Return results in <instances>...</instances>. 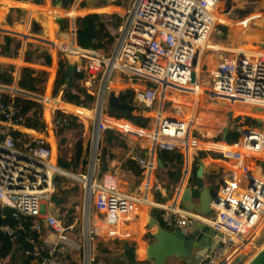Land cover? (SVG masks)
Returning <instances> with one entry per match:
<instances>
[{"label":"built area","instance_id":"built-area-1","mask_svg":"<svg viewBox=\"0 0 264 264\" xmlns=\"http://www.w3.org/2000/svg\"><path fill=\"white\" fill-rule=\"evenodd\" d=\"M83 1H75L70 17L75 19ZM103 1L118 7L127 3L124 8H117L121 22L108 53L80 48L75 25L70 41L52 43L59 53L76 64L75 74L85 75L81 82L95 96L94 160L98 158L102 133L113 127L121 129L117 126L120 120L106 108L109 95L117 94L114 89L117 77L133 84L132 102L136 108L153 110L161 100L155 115L156 127L150 133L155 150L182 148L189 153L200 147L199 140L192 135L196 105L190 117H186L182 103L173 104L172 93L191 97L207 95L233 107L230 112L236 113L235 130L239 137L231 144L216 146L230 168L225 184L219 186V201L212 203L215 218L183 208L180 188L171 204L162 205L161 215L165 228L179 229L185 234L202 231L200 226L208 227L218 237V242L202 257L200 264H230L253 246L254 232L264 219V172L258 174L252 167L253 159L264 157V130L253 126L257 114H244L235 109L241 105L256 111L260 108L262 110L256 113H264V47L234 49L230 55L222 57L212 71L204 72L203 54L220 48L214 44L211 48L207 46L211 34L218 25H230L227 20L234 16L232 13L226 17L216 16L220 0ZM257 19V16L238 18L235 24L248 28L251 24L257 25ZM196 56L200 62L194 66ZM193 71L197 73L195 83H192ZM50 102L51 99H45L46 104ZM165 104L171 106L168 113L164 111ZM24 127V116L17 101L0 97V206L35 217L30 231L40 233L46 227L58 235V244L47 245L45 254L35 240L31 241L32 248L25 253L33 256L34 264H63L61 257L65 247L74 248L75 244L69 240L66 227L57 216L43 213L45 199L55 190L53 176L63 170L52 163L53 151L46 136L27 133L23 140L16 137L15 133ZM129 157L143 171L145 181L141 191L146 197L153 188H162L159 183H150L156 168L152 160L138 150L131 151ZM80 179L99 216L96 232L129 234L123 223L133 220L139 202L147 201L146 197L122 191L115 173L105 172L93 181L85 175ZM244 179L247 186L242 185ZM16 230L9 223H0V233L11 239L16 238ZM89 232L95 234L93 229Z\"/></svg>","mask_w":264,"mask_h":264},{"label":"crops","instance_id":"crops-1","mask_svg":"<svg viewBox=\"0 0 264 264\" xmlns=\"http://www.w3.org/2000/svg\"><path fill=\"white\" fill-rule=\"evenodd\" d=\"M63 1L64 0H41L40 2H36L34 0H0V72L2 73L3 71L7 70L6 68L8 66H12V74L14 76V80L11 84H4L0 82V97L5 101L12 99L17 101L18 97H22L38 102V108L42 109L43 118L46 123L45 130L39 131L25 126L24 129H20L19 132L24 136V139L26 138L27 133H32L33 135H44L47 137L49 145L53 151V156L55 155V158L52 157V163L60 167L62 170L64 169L66 171L72 172V174H67L63 170V173L57 175V177H60L62 180L60 181L62 189L68 190L67 197L69 198V196L71 195L70 187L66 185V183H64V179L61 177L63 174H67L73 178L79 179L83 183V186H80V189H78L80 191V194H82L83 192L86 206L87 202L90 203L92 201L93 203V200H89L84 181L80 179L81 176L85 175L89 180L93 181L100 179V177L105 172L115 173L118 178V184L122 191L130 194L140 193L141 195L146 197V194L141 191V187L143 186L145 181L143 177V171L134 161L130 159L129 154L133 150H138L146 159L152 160L153 163H155L156 168L150 178V183H159L162 188H153L152 190H150L146 197L147 201L145 200L144 202H139V207L133 220L123 223L125 229H127L125 231L130 232L129 234L107 235L105 233H98L96 232L97 225L99 224L98 213L95 211V209H93V213H90L88 220L86 218V212L83 213L85 224L87 220L90 228L95 231V234L89 232V235L91 236V238H96L97 242L102 246V250L104 252L110 251L112 253V251L120 246L119 259L116 264L122 261H128L126 258L127 251L123 249V245L125 242L130 243V245H138V258L135 261H138V264H141L140 262H143L144 259H146V257L141 254V247L143 245L146 250L147 245H149L153 241L152 235L157 231V227L154 224V219L157 220L161 225H163L161 216L163 211L162 205H168L173 202L176 197V191L182 183L183 190L179 197L181 198V206L183 208H186L185 202L182 199V194L187 186H191L192 188L195 187V181H193V178L195 177L196 180V173L199 168L200 161L203 162L205 184L215 182L220 185L222 181H226L230 165L229 162H227L223 158L222 154L217 150L216 146L219 144H231L227 141V137L226 139L223 138V133L226 128H229L227 136L231 133L236 132L235 125L238 119L236 120L235 118L236 113H232L233 117L230 120L228 117L230 111L223 110V107H226L227 105L224 106L220 101L213 100L211 97L203 95L204 101L210 102L209 105L211 106L209 107V109L203 110L201 109V106L199 104V106H197V109L194 111L196 119H200L201 122L203 120L204 122H207L202 125L201 123H199L200 126H197V124L195 126L198 130H196V133L198 135L197 137L195 135V138L199 140L200 147L198 149L191 150L189 153L180 148V152L183 153V164L170 165L163 163V161L159 157V150L154 149V143L152 138L150 137V133L156 127L155 115L157 110H159L161 107V100L157 102L156 107L153 110H145L143 108L135 107L133 113L135 115L149 118V126L147 128H141L132 124L126 119H119L120 122L117 123V126L122 130H125V133L127 134L115 132L113 139H111L108 137L107 132L102 133L101 139L104 142V146L99 151L98 158L95 161L93 143V132L96 126L95 104L93 110H91L89 108L80 107L75 104L63 101V84L58 89L57 94H54L55 82L60 71V61L64 59L65 65V57L56 50L52 43L54 42L60 44L62 42L70 41V34L74 25L76 27L77 34V18L84 17L88 14L97 13L106 15L107 17V15L111 14L115 10L114 12L116 14V17L119 18V22H121L120 14L116 12L117 8L120 7L115 4L108 5L103 0H85L80 4L78 8V15L75 17V19H73L69 16V12L74 9L76 0H73V2L68 7L63 6ZM119 1L123 2L124 0ZM238 6L239 5H237V7L235 8H239ZM13 12L16 13V15H12ZM247 16H257L258 19L260 18L262 23L264 22V11H252V13ZM109 20L113 21V19ZM35 25L38 26V31H35ZM6 36L11 37L16 42H19L20 46L18 48H15L16 46L12 43L6 50ZM263 43L264 42L259 43L258 46L264 47L262 46ZM29 45H34L39 48V50L35 51L34 60H32V62H28L25 59V54L27 52V49L29 48ZM207 45L210 47V44ZM44 54L50 56L51 61L49 64L45 62L43 58ZM199 62L200 58L198 57V64ZM23 67H32L46 72L47 80L42 93H33L19 87L18 81L21 69ZM81 84L84 86L82 82ZM133 88L134 87L132 83L127 82L125 81V79L120 77L116 78L114 89L117 94H121L122 96L125 92L133 93ZM60 92L62 93L61 99L56 98L58 97V93ZM40 97H44L45 99L46 97H49L52 102L46 104L45 99L41 100ZM51 97L55 99L53 100ZM170 98L173 100V104L176 102L182 103L184 110L189 113L194 110V104L197 105V103H195V101L193 102L192 97L189 95L178 96V94L172 93L170 95ZM55 100L58 101V104L55 103ZM39 104H41V107H39ZM52 104L56 105L57 107L60 106L64 108V110H66L65 113L78 115L83 121L81 136L83 137L84 141V149L80 161L77 164L72 161L74 154L72 149L71 151H68L65 156L62 155V157L65 158L66 162L71 167L70 169H65L59 166V157L61 156V154L59 156L57 153L58 144L53 124L55 111L50 107ZM168 104L171 105V102H169ZM169 105L165 104L164 111L166 113L171 110V106ZM240 106H237L239 109H235H237L241 113L257 114L255 115L256 118L253 121V126L264 130V113H256L260 111L258 109L256 111V109L250 107V113H248V110L243 111V109H240ZM106 108H108V112L111 114L108 101ZM79 109H81V111ZM208 113L209 115H207ZM223 120L227 122H225V125L221 127V123H223ZM258 120H261V123H259ZM152 122H154V125L151 130H149L150 124ZM115 131L120 132L119 129H115ZM193 131L195 132V130L192 129V135L194 136ZM18 139H20V137H18ZM72 144L73 142H71L70 139L69 145L67 144L65 148L67 149L68 146H71ZM104 150L105 152H103ZM201 152L205 154L204 157H200ZM196 161L197 165L195 164ZM105 162H107L108 165L106 171H104ZM252 167L256 173H263L264 157L258 158V160L253 159ZM187 170L189 171L188 177L185 178V173ZM73 174H75L76 177ZM178 178L180 179L179 181ZM54 185V191H56L57 187L55 181ZM53 195L54 193L51 194L49 199H45L43 205V213L53 214L57 216L61 220L63 226L66 227L68 238L73 244H75V247L72 248L66 246L61 258L63 264H74V262H78V259H72V250L81 247L80 243L82 242L84 237L87 236L86 225L83 228L81 227V230L77 232L76 239L73 240L74 234L72 232L77 225L80 226L78 212L74 213L73 210L67 211V209H69L67 207L68 198L64 199L62 196H59L64 199L62 200L60 207L56 210H53ZM80 204L81 202L73 203L75 207ZM59 212L66 218L65 221L62 220L61 215H58ZM65 212L66 215L64 214ZM261 222L263 223V220ZM203 228L204 227H202V229ZM39 237L41 241L46 245L58 244L59 241L58 235L52 229L46 227L43 228V230L40 232ZM217 242L218 237L213 231L209 230L208 228V230H206V232L203 234V237L198 242L194 253L187 259L189 261L194 258L192 262H187L186 260L179 259L177 257H171L166 260V264H178L177 262H184L182 264H200L202 257L205 256V254L209 252L212 247L217 245ZM95 246H97L96 243ZM259 253L260 251L253 254L247 261L244 262V264H250L255 260ZM26 255H24L19 246L16 245L10 252L7 253L6 256L0 257V264H26ZM88 257L92 259L90 254H88ZM97 260H99V258ZM148 261L149 260L144 261L143 263L148 264ZM151 264H154V262H151Z\"/></svg>","mask_w":264,"mask_h":264},{"label":"trees","instance_id":"trees-1","mask_svg":"<svg viewBox=\"0 0 264 264\" xmlns=\"http://www.w3.org/2000/svg\"><path fill=\"white\" fill-rule=\"evenodd\" d=\"M36 2H40L41 0H34ZM252 1L263 2L264 0H250ZM73 0H64L63 6L68 7ZM248 3V4H249ZM252 7L240 9V17H245L252 13ZM117 18V17H116ZM120 19L110 21L107 19L106 15L102 14H88L84 17L77 18V44L81 48H93L97 49L103 53H108L111 50V47L114 42V29H117ZM221 29L227 30L226 26H220ZM35 31H38V26H34ZM14 44L18 48L20 46L19 42L14 41L11 37H5V47L6 50L9 48L11 44ZM39 50L38 47L34 45H29L27 52L25 54V59L28 62H32L34 60L35 51ZM45 50V49H44ZM43 58L47 64L50 63L51 58L49 55L44 54ZM64 59L60 61V71L55 82L54 94H57L58 89L64 82ZM6 68V67H5ZM6 71L0 72V82L4 84H11L14 80V76L12 74V66H8ZM83 73L75 74L74 81V91L68 90L63 93V101L75 104L80 107H85L92 109L95 104V96L90 94L87 89L81 84V80L84 78ZM46 72L43 70H38L32 67H23L21 69L18 85L20 88L25 89L27 91L33 93H42L45 85H46ZM132 92H125L121 98L122 103L118 107L117 118L118 119H126L132 124L141 127L147 128L150 123V119L135 115L133 110L135 106L132 102ZM17 103L20 107V112L24 116V124L26 127L33 128L39 131H44L46 127L45 120L43 118L42 109L38 108V102L32 99L18 97ZM81 111V109H79ZM53 124L55 128V135L58 140V149L59 152L65 149V146L69 143L70 137L69 133L71 131H76L75 133L78 136V139L74 141L72 146L73 159L72 161L77 164L83 154L84 149V141L82 135L83 129V121L78 115L68 114L60 109L55 111L53 117ZM119 133L118 131H115ZM16 137H20V139H24V136L20 132L15 133ZM115 135V133H114ZM114 135L111 137L113 139ZM118 135V134H117ZM109 137V135H108ZM238 133L234 132L227 136V141L230 143L235 142L238 139ZM110 138V137H109ZM105 152V150L103 151ZM159 157L163 161L164 164L170 165H181L183 164V153L180 152L179 149L174 151L167 150H159ZM204 153H200V157H204ZM197 165V161L195 162ZM59 165L65 169H70L71 167L66 162L65 158L61 156L59 157ZM61 178L57 177L56 182V191L54 193V197L62 196L64 199L68 196V190L62 189L61 187ZM195 181V177L193 178ZM63 199V200H64ZM36 220L35 217L22 215L17 213L14 209L1 207L0 206V223H9L13 227L17 228L16 230V238L11 239L9 236H6L0 233V257H4L10 252L13 247L16 245L19 246L20 250L24 255L25 252L32 248L31 240H35L43 250V254L46 252L47 245L41 241L39 234L34 231H30V226ZM26 264H34L33 256L26 255ZM118 264H138L136 261H122Z\"/></svg>","mask_w":264,"mask_h":264},{"label":"rangeland","instance_id":"rangeland-1","mask_svg":"<svg viewBox=\"0 0 264 264\" xmlns=\"http://www.w3.org/2000/svg\"><path fill=\"white\" fill-rule=\"evenodd\" d=\"M220 1H221V4H220L221 6L216 12V16H218V18H220L221 15H224L226 17V15H228L230 13H233L234 15L235 14L239 15V17H232L231 20H227L230 23V25L226 26L227 30L221 29L220 25H218L214 29L213 33L210 36V42L216 46L217 45L220 46V48L209 49V50H207L206 53L203 54V56L201 58V64H202V70L204 72L213 70L215 64L222 57L230 55L234 49H237L239 47H244L245 49L255 50L258 48L259 43L264 42V25H263L264 22L262 23L260 18L257 19V21H256L257 25L251 24L248 28H243V27L237 26L235 24V20H238V18H242V17H240V13H239L240 11H242L240 9H244L246 7L247 8L252 7L251 8L252 11L262 12V11H264V3L263 2L252 1L251 3H249L250 0H220ZM126 4H121L120 8L121 9L124 8ZM237 5H239L238 6L239 8H235V7H237ZM114 11L111 14L107 15V19H115V20L117 19ZM12 15H16V13L13 12ZM224 16H222V17H224ZM115 31H116V29H114L113 32H115ZM205 77H206V73H205ZM46 90H47V87H46ZM61 96H62V93L60 92V93H58V97H56V98L61 99ZM37 97H39V96H37ZM40 98H41V100L45 99L44 97H40ZM203 98H204V96H202V95L192 97V100L195 101V103H197L195 110L197 109V106H199V104L201 106V109H203V110L209 109V107L211 106V105H209L210 102L204 101ZM52 99L54 100L55 98H52ZM220 102L223 103L224 106L227 105L226 107H223L224 111H230L233 108V107H230L224 101H220ZM202 105H203V107H202ZM50 107L52 109H54V111H56V109L58 108V109H61V111L66 112V110H64V108H62L60 106L57 107L54 104H52ZM93 108H94V106H93ZM93 108L91 110H93ZM236 108H238V107L236 106ZM240 109H243V111L248 110V113H250L249 107L240 106ZM107 111H108V108H107ZM185 112L187 113L185 116L190 117L189 112H187V111H185ZM207 115H209V113ZM207 115H204V116H207ZM263 117H264V114H263ZM193 122H194L193 123V130H195V132L193 131L194 137H195V135L197 137L198 134L196 132L198 130L196 129L197 127H195L196 124H197V126H200L199 123H201V125H202V124L207 123V122H204V120L201 122L200 119H196L195 114L193 117ZM225 122H227V121L223 120L224 124L221 123V127L223 125H225ZM153 125H154V122H152L150 124L149 130H151ZM113 128L118 129L116 127H113ZM121 130L122 129H119V131H120L119 133L127 134V133H125L126 132L125 130H122V131ZM75 133H77V132L71 131L69 133V137L71 139V142H73V143H74V141H76L78 139V136ZM57 144H58V140H57ZM68 145H69V143H68ZM103 146H104V142L102 141V139H100V142H99L98 147H97L99 149L98 152L102 149ZM71 149H72V146H68V148L67 149L65 148L62 151V153H60L59 149H57L58 150L57 153L59 156H60V154L65 156L68 151H71ZM53 157L55 158V155ZM64 171L67 174L68 173L72 174V172H69L66 170H64ZM67 174H63L61 176L64 179V183H66V185H68L70 187L71 195L69 196V198L67 197L68 198L67 207L69 208V209H67V211L73 210L74 213L78 212V217H79V221H80L79 222L80 226L77 225L72 232L74 234L73 240L76 239L77 232L79 230H81V227L83 228L86 225V232H87V234H86L87 236H85L84 239L82 240V242L80 243L81 247L80 248L78 247L77 249L72 250L73 251L72 252L73 253L72 259H78L79 264H116L118 259H119L120 246L117 247L114 251H112V253L110 251L104 252L102 250V246L100 245V243L97 242L96 238L95 239L91 238V236L89 235V231L91 228H90L87 220H88V217L90 216V213H93V209H94L93 203H92V201L90 203L87 202V206H86V202L84 201L83 192H82V194H80V191H79V189H80L79 187L80 186L82 187L83 183L79 179L73 178ZM73 175H75V174H73ZM75 177H76V175H75ZM53 193H55V191ZM85 196H86V193H85ZM75 202H81V204L75 207L73 205V203H75ZM88 209H89V211H88ZM84 212H86V216H87L86 217L87 218L86 224H85V219L83 216ZM64 214L66 215V212ZM58 215H61L62 220L65 221L66 218L63 216V214H61L59 212ZM263 223H264V219H263ZM263 223L261 225H259L254 232V234L256 233V238L254 240L253 246L250 249H248V251L243 252L238 257H236V259L230 264H244V262L247 261L253 254H255L259 251H260L259 255L250 264H264V227H263L264 224ZM95 243L97 244V246H95ZM88 254L91 255L93 260L92 259L88 260V258H87ZM98 258H99V260H97ZM193 260H194V258L192 260H189V261L186 259L187 262H192ZM144 261H147V259H144ZM78 262H74V264H78ZM143 262H140V263L142 264ZM151 262L152 261H148V264L149 263L151 264ZM137 263H138V261H137ZM177 263L182 264L184 262H177Z\"/></svg>","mask_w":264,"mask_h":264},{"label":"water","instance_id":"water-1","mask_svg":"<svg viewBox=\"0 0 264 264\" xmlns=\"http://www.w3.org/2000/svg\"><path fill=\"white\" fill-rule=\"evenodd\" d=\"M234 17H239V15H234ZM264 46V43L262 44ZM198 56L193 60V65H198ZM75 69L76 64L70 62L65 58V65L63 67L64 74V83L62 85L63 91L72 90L74 91V81H75ZM197 73L196 71L192 72V83L196 82ZM55 103L58 104V101L55 100ZM122 103L121 94H115L112 92L108 97L109 110L114 117H117L118 107ZM41 107V104H39ZM261 111L262 109H258ZM229 119L233 117L232 112L228 114ZM261 123V120H258ZM111 138L114 133V128H109L106 131ZM229 128H226L223 133V138L226 139ZM108 168L107 162H105L106 171ZM57 178V174H54L53 180ZM177 179V178H176ZM180 179L178 178V181ZM184 182V181H183ZM221 184H225V181H222ZM247 180L242 181L243 186H247ZM218 183L205 184L204 182V167L203 162L200 161L199 168L196 173L195 187L187 186L182 194V199L185 202L186 208L195 214L215 218L216 214L212 209V203L219 201ZM180 191L183 189V183L180 185ZM62 197H54L53 210H56L60 207ZM90 200V197H89ZM154 224L157 227V231L152 235L153 241L146 247V259L154 262V264H166V260L171 257H177L179 259L186 260L188 259L195 251V248L203 237V233L208 230V227L200 226V230L192 231L189 234H185L179 229L170 230L161 225L157 220L154 219ZM123 249L127 251V260L135 261L138 258V245H130V243L125 242Z\"/></svg>","mask_w":264,"mask_h":264},{"label":"bare ground","instance_id":"bare-ground-1","mask_svg":"<svg viewBox=\"0 0 264 264\" xmlns=\"http://www.w3.org/2000/svg\"><path fill=\"white\" fill-rule=\"evenodd\" d=\"M209 42V43H208ZM207 42V44H210V48L213 46L212 45V43L210 42V41H208ZM208 46V45H207ZM198 62V61H197ZM64 172V171H63ZM262 224V222L260 221V223H259V225H261ZM141 249H142V252H141V254L143 255V256H145L146 255V250H145V248H144V246L142 245V247H141Z\"/></svg>","mask_w":264,"mask_h":264}]
</instances>
